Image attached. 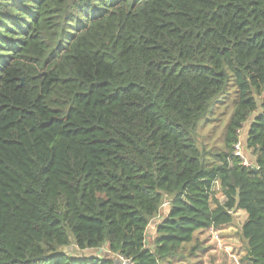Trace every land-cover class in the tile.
Segmentation results:
<instances>
[{
	"label": "trees",
	"instance_id": "16d2710c",
	"mask_svg": "<svg viewBox=\"0 0 264 264\" xmlns=\"http://www.w3.org/2000/svg\"><path fill=\"white\" fill-rule=\"evenodd\" d=\"M240 211L264 264V0H0V264H169Z\"/></svg>",
	"mask_w": 264,
	"mask_h": 264
},
{
	"label": "rangeland",
	"instance_id": "374dc122",
	"mask_svg": "<svg viewBox=\"0 0 264 264\" xmlns=\"http://www.w3.org/2000/svg\"><path fill=\"white\" fill-rule=\"evenodd\" d=\"M231 100V94L229 96ZM229 116L219 112L213 121H209L207 126L200 131L199 139L201 145L207 150L223 149L224 132ZM247 133V124L239 132L238 140L240 142L241 154L251 163L253 155L245 149ZM222 201V197L218 196ZM167 214V208H162L158 218L153 221V225ZM246 219L244 212L240 211L234 215V224L220 230H206L196 233L191 244L183 247V250L177 257L170 260L169 264H246L244 261L245 244L238 235L241 225ZM153 227L147 233V245L151 246L154 237ZM217 235L218 241L213 239ZM192 246H196L193 251ZM72 257H90L98 256L96 251H79L74 246L63 249Z\"/></svg>",
	"mask_w": 264,
	"mask_h": 264
},
{
	"label": "built area",
	"instance_id": "2783aa9c",
	"mask_svg": "<svg viewBox=\"0 0 264 264\" xmlns=\"http://www.w3.org/2000/svg\"><path fill=\"white\" fill-rule=\"evenodd\" d=\"M234 155L241 159L242 165H244V166H250V163L241 154V148H240V145L239 144H237V145L234 146ZM213 239L216 240V241H218L217 235H214L213 236ZM118 261L119 262L117 264H131L129 260H127L125 258H122V257H119L118 258Z\"/></svg>",
	"mask_w": 264,
	"mask_h": 264
},
{
	"label": "water",
	"instance_id": "95a60500",
	"mask_svg": "<svg viewBox=\"0 0 264 264\" xmlns=\"http://www.w3.org/2000/svg\"><path fill=\"white\" fill-rule=\"evenodd\" d=\"M100 252V251H99ZM99 254V253H98Z\"/></svg>",
	"mask_w": 264,
	"mask_h": 264
},
{
	"label": "clouds",
	"instance_id": "9594fccd",
	"mask_svg": "<svg viewBox=\"0 0 264 264\" xmlns=\"http://www.w3.org/2000/svg\"><path fill=\"white\" fill-rule=\"evenodd\" d=\"M158 218V217H157Z\"/></svg>",
	"mask_w": 264,
	"mask_h": 264
}]
</instances>
